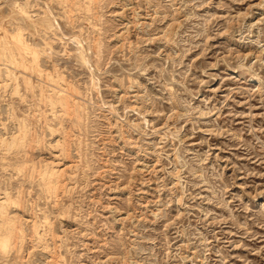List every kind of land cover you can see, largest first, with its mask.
<instances>
[{
  "label": "rangeland",
  "instance_id": "374dc122",
  "mask_svg": "<svg viewBox=\"0 0 264 264\" xmlns=\"http://www.w3.org/2000/svg\"><path fill=\"white\" fill-rule=\"evenodd\" d=\"M4 193L0 264H264V0H0Z\"/></svg>",
  "mask_w": 264,
  "mask_h": 264
},
{
  "label": "bare ground",
  "instance_id": "6f19581e",
  "mask_svg": "<svg viewBox=\"0 0 264 264\" xmlns=\"http://www.w3.org/2000/svg\"><path fill=\"white\" fill-rule=\"evenodd\" d=\"M65 1V0H64ZM67 2V1H66ZM101 4V3H100ZM20 6V5H19ZM21 8V7H20ZM24 8V7H23ZM22 10V9H21ZM54 19V18H53ZM58 27V26H57ZM5 29V28H4ZM21 32L22 31H17V32H15V34H11L10 36H11V38H12V40L11 41H13V44H14V46H12V47H17L16 49L18 50V48L19 49H22V51L23 50H30V51H32L33 52V54L34 55H36V53H37V51H36V47L34 48V47H32V46H30V44H28V42H26L24 39H23V37H22V35H21ZM7 39V38H6ZM101 41V40H100ZM76 42H77V44H79V48H81V50H80V52L82 53L84 50L86 51V49H84L83 48V45H81L80 43H81V40L79 41V39H77L76 40ZM11 43V42H10ZM11 45H12V43H11ZM32 45V44H31ZM89 45V44H88ZM9 47V46H8ZM11 47V46H10ZM67 47V46H66ZM78 47V46H77ZM99 47H100V45H99ZM38 48V47H37ZM11 49V48H10ZM39 49V48H38ZM98 49V48H97ZM13 50V49H12ZM12 50L10 51V53H12ZM21 51V50H20ZM28 53V52H27ZM38 53H40V51L38 52ZM29 54H32V53H29ZM68 54V53H67ZM4 55V54H3ZM82 55V54H81ZM83 56H85L84 54H83ZM33 58V57H32ZM36 58V57H35ZM86 58V57H85ZM89 59V58H88ZM34 60V59H33ZM85 60V59H84ZM85 61H87V60H85ZM37 62V61H36ZM90 63V62H89ZM6 65V64H5ZM17 70V69H16ZM96 72V71H95ZM28 80V79H27ZM57 80V79H56ZM67 87V86H66ZM51 88V87H50ZM62 91V90H61ZM66 98H64V95H63V97H60V99H58V100H60V102H61V104L62 105H64L65 103H66V100H65ZM57 103V102H56ZM68 104V103H67ZM78 104V103H77ZM50 105V104H49ZM61 105V106H62ZM66 105V104H65ZM53 106V105H52ZM84 106V105H83ZM71 111V110H70ZM65 113V112H64ZM76 116V115H75ZM71 117V116H70ZM79 117V116H78ZM14 137V136H13ZM3 138V137H2ZM24 138H25V136H24ZM12 141V140H11ZM24 141V140H23ZM10 143H12V142H10ZM8 147V146H7ZM62 151V150H61ZM63 152V151H62ZM45 172V171H44ZM54 175V174H56V171L54 172V171H51L50 173H48V175ZM46 175V174H45ZM0 212H1V209H3L4 208V205H6L7 204V202L10 200V197H8L7 196V194L6 193H4L3 195H0ZM8 219V218H7ZM12 229V228H11ZM10 232H11V230H9ZM12 231H14V230H12ZM9 236H10V234H9ZM7 238V237H6ZM4 239V238H3ZM9 239V238H8ZM7 239V240H8ZM7 240H3L2 241V239H1V241L2 242H4V241H7ZM9 240H11V239H9ZM1 244H3V243H1ZM5 244V243H4ZM8 245V244H7ZM2 247H3V245H2Z\"/></svg>",
  "mask_w": 264,
  "mask_h": 264
}]
</instances>
